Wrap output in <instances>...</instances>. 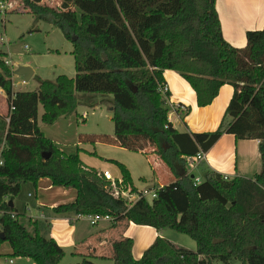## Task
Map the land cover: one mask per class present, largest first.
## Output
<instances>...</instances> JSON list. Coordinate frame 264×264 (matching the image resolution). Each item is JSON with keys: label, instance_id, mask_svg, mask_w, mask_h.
Segmentation results:
<instances>
[{"label": "trees", "instance_id": "16d2710c", "mask_svg": "<svg viewBox=\"0 0 264 264\" xmlns=\"http://www.w3.org/2000/svg\"><path fill=\"white\" fill-rule=\"evenodd\" d=\"M14 1L17 7L7 13L30 12L36 23L52 19L73 43L76 74L39 79L36 89L15 91L7 53L0 51V89L9 109L14 106L0 115V242H9L11 255L36 264H101L90 256L63 262L62 249L41 232L42 222L9 205L23 183L37 185L48 177L54 185L77 189L75 201L53 207L55 213L109 214L114 224L169 227L197 243L191 250L157 236L135 258L133 238L121 235L112 240L113 264H229L233 258L264 264V26L247 30L246 45L238 47L223 36L217 0ZM166 69L190 83L199 107L211 104L224 84L234 87L215 130L181 132L168 121L171 94L161 91ZM78 92L113 96V133H80V142L113 144L159 158L177 180L155 188L156 197L130 203L115 196L111 182L84 165L78 153L65 152L47 137L41 124L75 114ZM225 133L260 140L261 171L225 179L201 163L202 180L195 183L187 157L207 152ZM119 165L124 188L138 192L129 170Z\"/></svg>", "mask_w": 264, "mask_h": 264}, {"label": "crops", "instance_id": "0c3cea01", "mask_svg": "<svg viewBox=\"0 0 264 264\" xmlns=\"http://www.w3.org/2000/svg\"><path fill=\"white\" fill-rule=\"evenodd\" d=\"M216 7L219 13L223 36L227 42L234 46H245L247 30L260 29L264 26V0H217ZM12 70L14 69L12 68ZM35 73L34 69L31 78ZM15 75L16 74L13 73V76ZM163 75L171 94L167 107L171 110L170 115L172 117V124L176 129L181 132H203L215 130L219 126L226 108L234 94V87L232 85L224 84L221 86L219 94L211 104L205 107H199L197 105V98L194 89L179 72L173 69H166ZM13 76V88L15 91L28 89L15 88ZM102 101H107L112 110L113 97H108V99L104 98ZM180 103L187 106L186 111L170 108L172 105ZM8 110L9 107L6 93L3 89H0V115H6ZM78 114H73L66 120H64L65 118L59 119L51 125L41 124V129L46 136L51 137L56 142L65 145H69V143L73 145H81L80 143L83 142H80L79 135L82 132L80 131L79 126L75 125V123L78 125L79 122ZM82 116L86 119L85 114H82ZM182 125L184 126L183 129H181ZM259 144V139H238L232 133H225L207 152H204V158L194 162L193 165L191 160L187 157V163L188 166H192L198 171L199 175L197 176L199 177H201L202 174L201 163L217 173L223 174L224 176L227 175L229 178L235 176L253 177L262 169ZM146 158L149 161L147 156ZM102 167H107V165L104 164ZM102 167L98 168L99 172L103 171ZM152 170H154L153 167ZM187 171L189 172V170ZM154 172L153 174L155 175ZM170 178L172 180L160 182L159 185L162 186L166 183L177 180V176L173 173ZM32 184L33 183L31 182L25 183L28 190L27 196L32 197L34 195V199L31 203L32 206L25 204L24 209L20 210L15 204V198L13 199L14 206L19 212H25L28 216L35 218V220L39 222L45 223L44 221H46L47 224L50 225V228H47L46 226L42 227L41 232L46 238H53L62 249L64 255V248L67 245L73 247V254L78 255L79 259L83 256H90L101 264H108L105 263V260L108 262L111 261L109 264H113L112 240L121 235L129 237L128 232L131 225L135 224L134 222L126 223L125 221H122V223H120L118 221L114 224L113 221L110 220H101L103 222L98 221L95 224H91L87 219L83 220L84 218H78L76 216L77 214L74 212L55 213L52 210L53 207L75 201L77 197V189L54 185L48 177L40 178L37 185ZM154 188L155 185H153V189ZM31 207H36L38 214H32ZM29 228L32 229V226ZM12 252L13 250L9 242L0 246V255L11 254ZM21 258L29 259L26 257ZM13 262L14 260L10 263Z\"/></svg>", "mask_w": 264, "mask_h": 264}, {"label": "rangeland", "instance_id": "374dc122", "mask_svg": "<svg viewBox=\"0 0 264 264\" xmlns=\"http://www.w3.org/2000/svg\"><path fill=\"white\" fill-rule=\"evenodd\" d=\"M58 1L59 0H52V3H58ZM16 7L17 1L9 0L6 10L10 11ZM49 17L51 18V15H49ZM26 46L28 48H26ZM73 48V43L63 35L60 28L56 26L52 19L40 20L36 23L35 17L30 12L14 11L7 13L4 10L0 11V51L6 52L7 55L5 59H10L11 61V64L7 65L13 69L17 68L18 65H28L33 68V70L35 69L36 72L28 81L23 80L21 76H13L15 88H28L27 90H34L39 85V78L53 80L59 73L74 76L76 74V69L72 53ZM108 97L112 98L113 96L99 93L78 92V107L75 114L79 113V122L78 125L76 123L75 125L79 126L82 133H113L114 123L112 121L110 104L107 101H102V99H108ZM42 111L43 107L40 105L39 116ZM82 114L86 115V119L83 118ZM69 117L62 118L66 120L69 119ZM183 128L184 126L182 125L181 129ZM56 143L67 153H78L81 161L86 166L98 170V168L102 167L104 164L107 165V167H102V170L107 168L114 178H122V170L119 163L124 164L131 174L134 188L148 193V198L151 197L150 190L153 189V185L157 188V186H160V182L172 180L170 178L172 177V172L165 162L155 157H152L153 160L149 158V162L146 156L139 151H131L123 147L100 142L80 143L81 145ZM151 166L155 172L152 170ZM187 168L191 174L196 176L199 175L198 171L192 166H187ZM27 193V186L23 183L20 193L15 197V204L20 210L24 209L25 204L32 206L31 203L34 199V195L28 197ZM31 213L34 215L38 214L37 208H32ZM42 224V227L46 226L50 228L49 224ZM128 235L134 240L133 255L135 258H140L144 250L154 242L158 235L171 240L178 246L191 250H196L197 248V243L192 237L184 232L169 227L158 230L153 226L134 224L131 225ZM6 242L7 241L0 242V246ZM64 249L65 255L62 259L63 262L69 263L80 260L78 255L73 254V247L66 245ZM9 259H13L14 262L10 263ZM105 263L109 264L111 261L108 262L105 260ZM0 264L36 263L30 258L23 259L21 257L12 256L11 254H6L0 255ZM213 264L224 263L219 260H214ZM229 264H241V261L233 258Z\"/></svg>", "mask_w": 264, "mask_h": 264}, {"label": "built area", "instance_id": "2783aa9c", "mask_svg": "<svg viewBox=\"0 0 264 264\" xmlns=\"http://www.w3.org/2000/svg\"><path fill=\"white\" fill-rule=\"evenodd\" d=\"M8 2L9 0H0V11L4 10L5 12L7 11V6H8ZM26 48H28L26 46ZM5 63L10 65L11 64V61L10 59H5ZM161 91L163 94H165L167 91H169V87L167 85V83H163L161 85ZM169 99L170 97H168V101L167 103L169 102ZM14 106H11L10 109H9V112L11 113V111L13 110ZM171 109H174V110H182V111H186L187 110V106L180 103V104H175V105H172L170 107ZM171 113V110L169 111V114H168V121L170 123H172V117L170 115ZM10 120V114H8L6 116V121L9 122ZM166 127H169V124L166 125ZM3 147H4V141L2 142V144L0 145V165L3 164V159H2V151H3ZM204 152H201V153H198L196 156H193V157H188L189 160H191L192 164L194 165V162L196 161H199L201 160L202 158H204ZM101 175L103 177H105V179L109 180L112 184V191H113V194L115 196H122V197H126L129 199L130 203H134L135 201H137L138 199H140L142 196L144 197H148V193H146L145 191H138V192H131L130 188H124L123 184V178H114L111 174V172L108 170V169H105L103 170L102 172H100ZM194 182L195 183H199L201 182V177L199 176H196L194 175ZM225 179H228L229 177L227 175L224 176ZM119 186H122L121 188H119ZM150 196L151 197H156L157 195V191L156 189H151L150 190ZM78 218H84V219H87L91 224H95L97 223L98 221H101V220H110L112 221L113 220V217L110 216L109 214H77L76 215ZM33 220H35V218L32 217ZM13 259H10V262H12Z\"/></svg>", "mask_w": 264, "mask_h": 264}, {"label": "water", "instance_id": "95a60500", "mask_svg": "<svg viewBox=\"0 0 264 264\" xmlns=\"http://www.w3.org/2000/svg\"><path fill=\"white\" fill-rule=\"evenodd\" d=\"M13 73L21 76L23 78V80L28 81L31 76L33 75V69L28 66V65H18L17 68H15L13 70ZM50 155V153H44L43 156L45 158H48ZM192 177H194V175H192ZM9 205L12 207L14 206L13 200H9ZM0 236L3 238L4 237V233L1 232Z\"/></svg>", "mask_w": 264, "mask_h": 264}]
</instances>
